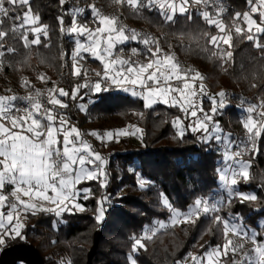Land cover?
<instances>
[{
	"label": "snow or ice",
	"instance_id": "obj_1",
	"mask_svg": "<svg viewBox=\"0 0 264 264\" xmlns=\"http://www.w3.org/2000/svg\"><path fill=\"white\" fill-rule=\"evenodd\" d=\"M65 2L60 0L61 5ZM112 2L126 5L136 14H140L143 9L150 12L157 10L165 23H175L177 15L191 20V9L201 6L197 14L209 27L217 30L216 34L205 32L202 35L214 49L211 56L219 59L222 67L232 60L236 39L250 41L255 48L264 51V43L260 41V36L264 35V0H247L249 11L236 12L230 23H225L223 19L226 9L222 6V0ZM22 6H28V11L21 15L16 9ZM210 6L215 9L214 14L207 10ZM87 10L91 11L95 27H90L87 22L80 23L78 19ZM11 13L16 14L12 16ZM66 14L72 16L71 26L64 27L63 16L58 17V20L61 33L74 37L70 74L76 78L83 75L84 82L74 85L71 92L54 85L45 94V91L34 89L24 77L21 86L30 89L27 96L0 95V251L7 246L8 240H26L24 221L29 215L54 213L60 217L62 213H71L73 209L85 211L84 206L77 201L88 200L94 193L91 188H79L78 185L83 182L97 181L101 189H106L108 161L83 139L81 131L70 124L67 114L58 109L68 107L61 98L75 100L81 89H88L93 95H98L115 87L142 99L145 109L157 103L178 108L184 114V119L190 121L185 125L177 117L172 122L179 139L182 140L191 131L193 135L199 133V142L211 143L215 140L224 144V167L218 169V172L219 180L227 192V200L197 198L187 211L182 212L175 209L167 197L161 194L162 206L171 213L169 220L156 221L154 227H145L142 236L133 237L132 251L128 254L130 264H137L133 253L140 249L146 250L144 240H152L161 230L181 223L195 224L202 215L212 217L225 242L202 256L189 253L193 264H264V240L258 239L262 233L246 227L238 214L227 219L218 215L221 207L225 203L231 205L234 198H238L241 203L257 200L253 193L240 192L237 185L241 180L248 182L250 179L251 160L242 157L245 154L254 156L259 152V140L264 135V98L258 104H249L244 109L246 115L241 118V123L246 132V140L237 143L214 120V116L222 114L227 107V94L222 90L209 97L212 107L205 111L202 99L207 95L204 76L198 70L182 68L174 54L164 52L158 39L128 29L120 23L118 16L103 14L94 4L89 5L88 9H70ZM254 14L259 15V22ZM5 18L13 20L9 29L2 27ZM38 21L39 16L31 14L29 0H0V69L6 52H16L11 46L5 49L4 41L10 33L13 38H19L25 48L40 45L41 35L48 37L47 26L38 25ZM29 33L33 34L34 39L29 40ZM128 41L143 44V52L132 49L130 57L123 55V49L117 52V46ZM49 46L45 44V47ZM201 50L209 51L206 47ZM67 55L62 51L61 60ZM140 55L144 56V60L133 59ZM88 56L102 65V71L95 72L98 77L95 81L88 79V69L82 63ZM67 66L66 62L62 64V67ZM38 79L47 81L48 78L40 74ZM17 101L24 102L25 106H19ZM79 109L86 111V106L81 104ZM88 134L105 144L119 142L123 136H135L143 140V130L135 125L103 133L91 131ZM234 148L236 150L232 151ZM137 175L138 185L143 189L147 182ZM8 186H11L10 192L5 191ZM109 199V196L104 195L97 200L95 219L98 223L104 218L105 205ZM261 226L264 227V222H261ZM229 234L235 239H230ZM248 244L250 248L246 247ZM60 264H71V261H61Z\"/></svg>",
	"mask_w": 264,
	"mask_h": 264
},
{
	"label": "trees",
	"instance_id": "obj_2",
	"mask_svg": "<svg viewBox=\"0 0 264 264\" xmlns=\"http://www.w3.org/2000/svg\"><path fill=\"white\" fill-rule=\"evenodd\" d=\"M92 4L99 10L105 9L110 5V0H66L63 5L60 0H29L31 14L39 16L38 25L47 26L48 37L41 35L40 45L30 48H25L23 42L13 38L11 33L5 38V49L11 46L16 52H6L2 58L0 94L6 92L5 83L11 73L28 78L35 86L40 74L58 72L63 63L61 52L68 54L66 59L75 47L74 37L61 33L58 17L63 16L64 27L67 28L72 22V16L66 14L70 9H88ZM222 6L226 9L223 14L225 23H230L236 12L249 11L247 0H222ZM200 8L195 6L191 9V20L177 15L175 23H165L157 10L150 12L143 9L140 14L128 8L125 10L131 19L145 24L157 36L162 48L171 46L178 62H184L185 66L187 64L185 69L192 67L198 70L210 91L217 93L227 87L233 93L235 102L258 104L264 98V51L255 48L250 41L236 39L232 60L222 67L221 61L211 56L214 49L202 35L205 32L216 34L217 30L209 27L197 14ZM207 10L213 14L215 12L211 6ZM25 11H28V6L16 9L21 15ZM15 14L11 13L12 16ZM254 18L259 22L258 14H254ZM78 19L80 23L93 24L90 10ZM12 24L13 20L5 18L2 27L9 29ZM31 39L33 36L29 33ZM260 41L264 43V35L260 36ZM45 44L50 46L45 47ZM205 47L209 51L201 50ZM83 65L88 69L87 75L102 71L100 62L90 56L83 61ZM72 88L71 83L66 85L67 91L71 92ZM79 98H61L68 107L60 109V112L66 113L72 120H79L80 114L76 108ZM93 101L88 116L99 120L116 116L123 118L124 123L136 122L143 130L142 145L106 156V170L109 173L106 189H101L97 181L83 182L78 186L91 188L94 193L88 200H78L85 211L64 212L60 217L53 213L29 215L23 230L26 240H10L3 250L16 245H30L40 253L44 264H60L62 260L71 261V264H87L89 253L95 248L93 264H130L128 254L132 251L133 237L142 236L145 227H154L156 221L169 220L171 213L162 206L161 194L175 209L185 212L197 198L220 193L223 189L218 172L224 167L220 143L215 140L211 143L199 142V133L193 135L191 131L182 140L179 139L172 122L177 117L185 125L190 121L184 119V114L178 108L157 104L145 109L142 99L115 91L95 95ZM211 107L210 99L204 98L205 111ZM242 117L243 112L237 104L228 105L219 115V120L223 125L231 121L237 129L242 128ZM224 128L228 130V127ZM92 145L97 149L96 142ZM109 145L115 148V142ZM258 147L259 152L250 155L254 159L249 169L250 179L248 182L241 180L237 185L240 192L253 193L257 200L244 203L238 200L231 205L225 203L218 213L227 219L232 211L242 217L244 225L250 224L255 228L262 227L261 222H264V135ZM137 174L147 182L143 189L138 185ZM104 195L110 199L105 205L104 218L98 223L95 219L97 200ZM143 243L146 250L140 249L134 255L137 264H178L189 253L202 256L211 248L221 245L223 235L211 216L202 215L195 224L181 223L169 227Z\"/></svg>",
	"mask_w": 264,
	"mask_h": 264
},
{
	"label": "rangeland",
	"instance_id": "obj_3",
	"mask_svg": "<svg viewBox=\"0 0 264 264\" xmlns=\"http://www.w3.org/2000/svg\"><path fill=\"white\" fill-rule=\"evenodd\" d=\"M127 8L129 9V11L131 10L129 7H127L124 4H115V3L112 2V0H110V5L107 8H105V9H100V11L103 14H106V15H116V16H118L119 17V20H120V23L123 24V25H125L128 29H135L137 32L151 35L152 37H154V38L157 39V36L153 35L151 33V31L147 28V26H145V24L138 23L137 21H135L134 19H131L129 17V15L127 14V12L125 10ZM131 11L133 12V10H131ZM89 26L90 27H95L94 24H90ZM32 36H33V34H32ZM82 38L83 37H81V39ZM33 39H34V36H33ZM128 44H131V45H129V47H126V45H128ZM142 46L144 47L143 44H142ZM120 49H123V55L125 57H130L132 55V52H131L132 49H138L141 52H143V50H144V48L142 49L141 46L137 42H134V41H128V42H126L123 45H118L117 46V52H119ZM163 50L166 53H172V54H174V56H175V58L177 60V54L172 51L171 46L163 47ZM137 58L140 59V60H144V56L143 55H140L139 57H133V59H137ZM65 62L67 63L68 66L67 67H62V65H61L60 68H59V70H58V72H53L51 74L52 76L49 74V72H44L43 74L48 78L47 81H42L40 79H37V81L34 84L35 85L34 86V89H41V88H44V87H48L49 88V87L55 85L57 87L59 86L60 88L65 89L67 91L66 85L68 83H71L73 86L76 85V84H78V83H83L84 82L83 75L81 77H79V78H76V77H73L70 74L71 73V55H70V57L64 59L62 64H64ZM179 64L182 66V68H184V69L187 68L186 67L187 64L185 66V63L184 62L183 63H179ZM188 66H190V65H188ZM63 68H68L67 73L63 74L64 73L62 71ZM188 69H192V67H189ZM87 76H88V78H96V79H98V77L95 75V73L90 74V75H87ZM22 78H24V77H22L20 75H17V74H14V73H11L8 76L7 82L5 83L6 92L5 93H1L0 95H13V94H15L17 96H27L30 89H27V88L21 86V80H22ZM73 78H75V81H73ZM27 80L31 83V85H33V81L29 80L28 78H27ZM92 81H95V80H92ZM196 83L198 85L199 84V81H197ZM203 83H204L205 86L207 85V82H205V79H204ZM224 88H227V87H224ZM34 89H31V90L34 91ZM114 90H119V89L113 87L109 91H114ZM119 91L120 92H123L125 94H128L130 96H132L130 93H126V92H124L122 90H119ZM206 91H207V95H204L203 96V98H202L203 100H204V98H209V97L214 96L215 94H217V93L220 92V91H218L217 93H215L214 91H210L207 87H206ZM85 93H87V95H85ZM93 96H95V95H93L91 92H89L88 89H81L80 94L78 96V97H80L79 98L80 99V102L76 103V108L79 110L78 113L80 114L78 116L79 117V120H72V119H70V117H67L68 120L70 121V124L73 125V126H75V127H77L81 131V133L83 134V139L86 140L87 142H89L91 145L92 144H95V142H96L97 143V146H96L97 149H95V147L93 145L92 146L104 158H106V156H109L112 153L126 151V150H129V149L138 148L139 146H141L142 145L141 139H138L135 136H123V137H120L119 138V142L113 141V142H115V148H110L109 143H106V144L105 143H102L96 137H93V136H91V135L88 134L91 131H98L100 133H103V132H105L107 130L120 129V128H124V127H126L128 125H135V126H137V127L140 128V126L136 122H134V123L133 122L132 123H124L123 118H121V117L113 116L112 118L107 119V120H99V119H97L95 117L88 116L90 105L94 102L93 101ZM81 97H82V99H81ZM85 97H87L86 100H84ZM134 98H138V97H134ZM197 103H199V101H197ZM81 104L86 106V111H81L79 109V105H81ZM157 104H162V103H157ZM157 104H155V105H157ZM236 104H237L238 107L241 108V111L243 112V116H245L246 115V112L244 111V109H246L249 106V104H251V103H248V102H244L243 101V102H240V103L239 102L238 103L236 102ZM228 105H229V103H227V106ZM65 109L66 108H64L62 110H65ZM59 112H60V109H59ZM219 115L220 114L215 115L214 116V120L218 121L219 122V125L223 129V131L225 133H230L232 139L234 140V134L231 131V127H230V126L235 127L234 124L231 121H228V124L227 125H223L221 123V121L219 120ZM225 126H226V128L228 127V130L224 128ZM237 129H238V131L240 133H243L244 140H246V132H245V129L243 128V126H242V128H237ZM244 140H242V141H244ZM236 142L239 143L240 141L238 140ZM219 149L222 152V150L224 149V144L223 143H220ZM246 157L248 158V160H251V163H253L254 159H252L250 157V155L246 154ZM262 176L264 178L263 173H262ZM220 196H221V193H219V195L217 196L218 197L217 200H220V199L223 198L226 201V199H225L226 197L224 198V197L221 196L222 198H220ZM206 197H209V196H206ZM238 200L239 199L233 200L231 204H234ZM46 206H51V205H46ZM72 212H79V211L73 209ZM24 223L26 225V220L24 221ZM163 230H166V229H163ZM229 238L230 239H235L234 237H232L231 234H229ZM9 241L10 240H8L7 243ZM224 242L225 241H224V238H223V243ZM246 247H249L250 248L251 245L248 244V245H246ZM5 250L6 249L0 251V255ZM136 253H133V256ZM191 254L196 256V254H194V253H191ZM62 261H65V260H62ZM20 264H22V263H20ZM179 264H193V261H192L191 257L188 255Z\"/></svg>",
	"mask_w": 264,
	"mask_h": 264
},
{
	"label": "water",
	"instance_id": "obj_4",
	"mask_svg": "<svg viewBox=\"0 0 264 264\" xmlns=\"http://www.w3.org/2000/svg\"><path fill=\"white\" fill-rule=\"evenodd\" d=\"M95 254L93 248L87 259V264H93L92 259ZM44 264L40 253L30 245H16L6 249L0 255V264Z\"/></svg>",
	"mask_w": 264,
	"mask_h": 264
},
{
	"label": "built area",
	"instance_id": "obj_5",
	"mask_svg": "<svg viewBox=\"0 0 264 264\" xmlns=\"http://www.w3.org/2000/svg\"><path fill=\"white\" fill-rule=\"evenodd\" d=\"M140 46H141V48L143 49L144 47L142 46V44L141 43H138ZM64 73L63 74H65V73H67V71H68V68H63V70H62ZM89 80H97L96 78H88ZM73 81H75V78H73ZM59 87V86H58ZM51 88H53V86H51V87H44V88H41L40 90H42V91H45V94H47L46 93V90L47 89H51ZM60 88V87H59ZM224 91L226 94H227V103H229V105H233V106H236V102L234 101V99H233V93L230 91V90H228L227 88H222L221 90H219V91ZM115 92H120L119 90H114ZM45 103H46V101H45ZM231 127V131L233 132V134H234V140L235 141H242L243 139H244V135H243V133H240L239 131H238V129H236L235 127H232V126H230ZM236 149L234 148V149H232V151H235ZM242 159H244V160H248V158L246 157V154L242 157ZM254 162V161H253ZM220 193H221V195L223 196H225L226 198H228V196H227V192H226V190H224V188L220 191ZM219 195V193H214V194H212V195H210L209 197H211L213 200H217V196ZM238 198H234L233 200H237ZM237 214H234L232 211L230 212V215L229 216H236ZM245 222H244V220H243V224H244ZM245 226L246 227H250V228H252V229H255L256 231H258V232H261L262 233V235H260L259 237H258V239H260V240H264V230H263V228L262 227H252V226H250L249 224H245Z\"/></svg>",
	"mask_w": 264,
	"mask_h": 264
},
{
	"label": "crops",
	"instance_id": "obj_6",
	"mask_svg": "<svg viewBox=\"0 0 264 264\" xmlns=\"http://www.w3.org/2000/svg\"><path fill=\"white\" fill-rule=\"evenodd\" d=\"M17 104L19 105V106H25L24 105V102H22V101H17ZM5 191L6 192H10L11 191V186H8L6 189H5Z\"/></svg>",
	"mask_w": 264,
	"mask_h": 264
}]
</instances>
